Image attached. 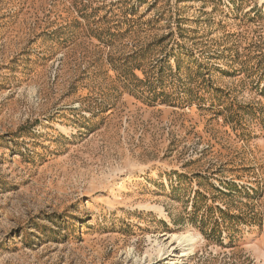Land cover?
<instances>
[{
    "label": "rangeland",
    "instance_id": "374dc122",
    "mask_svg": "<svg viewBox=\"0 0 264 264\" xmlns=\"http://www.w3.org/2000/svg\"><path fill=\"white\" fill-rule=\"evenodd\" d=\"M0 264H264V0H0Z\"/></svg>",
    "mask_w": 264,
    "mask_h": 264
}]
</instances>
